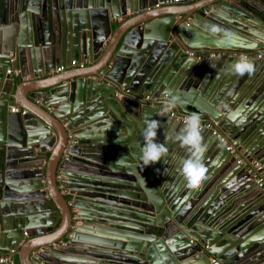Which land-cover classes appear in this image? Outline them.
<instances>
[{
    "label": "water",
    "instance_id": "95a60500",
    "mask_svg": "<svg viewBox=\"0 0 264 264\" xmlns=\"http://www.w3.org/2000/svg\"><path fill=\"white\" fill-rule=\"evenodd\" d=\"M189 1L194 2L184 11L178 5L152 11L157 4ZM173 2L0 0V257L8 250L9 257L25 260L67 239L66 247L102 260L78 264H212L214 258L264 264V241L253 239L264 235V203L254 206L249 199L257 193L252 174L203 130L208 171L190 189L181 172L190 153L176 139L185 125L177 117L194 112L264 167V84L258 85L257 72L246 85L232 84L234 73L225 85L221 74L227 63L241 59L253 62L256 71L264 57L189 55L264 54V0ZM72 61L93 68H75L49 87L48 99L58 102L42 110L60 128L30 113L38 89L6 70L13 67L33 80ZM251 80L255 85L249 87ZM143 92L168 100L169 93L177 106L165 112L164 105L140 103ZM14 107L27 112H10ZM228 109L242 110L245 122L230 120ZM151 119L160 121L156 141L169 151L145 166L142 132ZM171 125L175 130L165 137ZM79 148L90 149L89 161L77 156ZM40 220L44 226L37 227ZM58 221L54 238L32 245L29 240L53 233ZM86 226L89 235H80Z\"/></svg>",
    "mask_w": 264,
    "mask_h": 264
},
{
    "label": "crops",
    "instance_id": "0c3cea01",
    "mask_svg": "<svg viewBox=\"0 0 264 264\" xmlns=\"http://www.w3.org/2000/svg\"><path fill=\"white\" fill-rule=\"evenodd\" d=\"M193 2L194 1H189L187 4H183L181 6L179 4H171V5L157 4L158 7H156V6L153 7L152 11L153 12L161 11V13H163V12L169 11L170 9H173L174 8L173 5H178L177 9H181L182 11H184V9H186V10L189 9V7H190L189 5H192ZM173 3H176V2H173ZM189 12H190V10H189ZM112 26H113L112 27L113 29H116L117 28V23L114 22ZM256 53H259V52H256ZM260 53L264 57V54L262 52H260ZM226 59H228V58H226ZM231 63H232V65L234 64L233 61H231L230 63H227L228 66H226V68L224 69V72L221 73L222 75H224L225 82L229 78V74H231V75L233 74L232 67H231L232 65L229 66ZM9 64L13 65V61L11 62L9 60ZM223 65L220 66L218 72L223 68ZM257 65L258 66H257V69H256L255 72H257L258 75L255 76V77L257 78V82L259 83L258 85H261V84H264V63L260 62ZM259 67H261V68H259ZM10 68H11V74L15 77V79L18 82H25L27 84H32L30 89L37 88L38 91H39L36 94V96H35V100H33L34 101L33 104H30V108H29L30 109V113L36 114V115H43V116L47 117L48 120H50L52 122V124H54L56 126H60L58 124V122L54 118L50 117L49 114L45 113L42 110L43 104H46V106H50L51 107L53 104H56L58 102V100H55V101L50 100L53 97L49 94L50 93L49 87L54 85L53 83H55L59 79H62V77H65L68 74L73 73L74 71H77V70H75V68L83 69V70H91L93 67L89 68V65L86 62L84 63L83 67L70 66V64H69L68 68H64V69H62L59 72H57L56 69H50L49 71H47V73L44 76L36 77L33 80L30 79V77L28 75L26 77H24V78H21L18 71L14 70L13 67H9L8 69H10ZM15 71L18 72L17 75L15 74ZM248 78H249L248 75L239 76V75L235 74L233 76V80L234 81H231V82H233L232 84H234L236 81L242 80V82L245 83V85H246V81H247ZM225 85H227V82L225 83ZM250 85L251 86L255 85V82H252V80H251V82H250V84L248 86L250 87ZM230 86H231V83L227 87L226 91L230 90V88H231ZM248 86H246L245 89H249ZM3 87L4 86L0 83V92H3ZM4 90H5V88H4ZM47 93L49 95H47ZM29 95H33V93L30 92ZM49 96H50V99H48ZM118 96L120 97L121 95L118 94ZM26 103H28V102L26 101ZM53 109H55V108L53 107ZM22 110L26 111L25 108H22ZM32 119H34V117ZM26 122L28 123V121H26ZM27 125L30 126L29 123ZM60 128H61V126H60ZM173 130H175V128L172 125L170 127L169 126L165 127V129H164V131L166 133L165 137H167L168 135H171ZM80 145H81L80 147H85L86 146V141L85 142H80ZM89 150H90L89 148L88 149L86 148L85 151H82L81 148H79V151H77L78 152L77 156L80 159H84V160L89 161L91 159L92 154H93ZM249 186L250 185H246L243 188H246V187H249ZM251 186H252V191H257V193L253 194V196L252 195L249 196L250 197L249 199L255 200L252 204L254 206H257L260 203H264V196L260 192V190L257 189V187L255 186L254 182L251 183ZM257 195H259V196L257 197ZM246 196H248V193H246ZM262 216H264V213H262ZM37 223H38L37 227L43 225V221H41V220L38 221ZM58 226H59V221L57 222L56 226L54 227V232L53 233L45 234V235L36 237L35 239L29 240V241L32 242V245L35 244V246L39 245V241L40 242H43V241H47L48 242L50 237L54 238V235L56 234L55 232L57 231ZM89 230H90L89 227L84 228V231L80 232V235L88 236L89 235ZM25 238H27V237H25ZM8 242H9V239H8ZM43 243H45V242H43ZM66 244H67V239H66V242L62 241V242L52 243L51 245L45 247L46 248L45 251H42V250L41 251H34L32 253L27 254L26 257H25L26 258L25 260L24 259L23 260L20 259L17 254L12 255V256L9 257L8 256L9 255V251L8 250L3 251V253H2L3 255L2 256H4L5 258L7 257L8 259H10L13 262V264H78V261L89 260L91 262L98 261V263L102 261L99 258H93V257L89 258L86 255H83L82 253H80L81 251H80L79 248H77L75 246L68 248V247H66ZM5 246H7V245H5ZM57 246H59V247H57ZM32 247H34V246H32ZM71 250H73V251H71ZM41 252H43V253H41ZM10 254H12V251L10 252ZM29 255H30V259H29Z\"/></svg>",
    "mask_w": 264,
    "mask_h": 264
},
{
    "label": "clouds",
    "instance_id": "9594fccd",
    "mask_svg": "<svg viewBox=\"0 0 264 264\" xmlns=\"http://www.w3.org/2000/svg\"><path fill=\"white\" fill-rule=\"evenodd\" d=\"M212 28L215 29L216 26H212ZM231 67L232 72L239 76H244L245 74L251 76L255 73L254 63L247 59H241L235 62ZM165 94L169 95V100L165 103L162 111L167 112L174 109L177 105L175 97H172L169 93ZM224 107L227 106L225 105ZM228 112L229 119L233 122L239 124L245 122L242 110L237 109L233 111L228 109ZM145 125L142 132L144 138L142 158L144 165L148 166L162 160V158H166L169 150L164 143H158L156 141L158 130L161 127L160 121L156 119L147 120ZM176 139L180 142L181 146L186 148L190 153V155L182 161L181 172L187 187L196 189L206 178V173L208 171L203 162L207 147L201 135V116L194 112L190 113L186 118L184 127L181 129L180 133L177 134ZM253 239L264 241V235L254 236Z\"/></svg>",
    "mask_w": 264,
    "mask_h": 264
},
{
    "label": "built area",
    "instance_id": "2783aa9c",
    "mask_svg": "<svg viewBox=\"0 0 264 264\" xmlns=\"http://www.w3.org/2000/svg\"><path fill=\"white\" fill-rule=\"evenodd\" d=\"M174 2H178L179 0H173ZM158 7V5H156ZM190 56L196 55V57L200 60H204L207 58H218V57H227V58H262L263 55L261 53H256L252 51H243V50H214V51H208V52H199V53H189ZM11 62L13 59L10 60ZM76 61H72L70 63V66H75ZM84 63L80 64L79 67H83ZM63 67L57 68L56 71L59 72ZM6 74H11V70L7 69ZM15 74L17 75L18 72L15 71ZM125 94H129V90L124 91ZM141 100L144 104L148 105H158L162 104L165 105V103L168 101L165 97H159V98H152L149 96V94L143 95L141 97ZM10 112L12 113H21L25 114V110H19L17 107L11 108ZM188 116H180L177 117L182 120V122H186V118ZM203 130H209L211 131V134L213 137L216 138L219 145L225 148V150L233 156V158L236 160L238 164H242L247 167L248 172L252 174V177L254 179V184L257 187L258 190L263 194L264 196V167L259 164L257 161L250 158L249 154L244 150V148L241 146V144L234 138H231L229 135L224 134L220 130H218L215 127V123L212 121H203L201 120V131ZM0 263H7V264H13V262L5 258L4 256L0 257ZM212 264H222L217 259H211Z\"/></svg>",
    "mask_w": 264,
    "mask_h": 264
},
{
    "label": "flooded vegetation",
    "instance_id": "af4514ba",
    "mask_svg": "<svg viewBox=\"0 0 264 264\" xmlns=\"http://www.w3.org/2000/svg\"><path fill=\"white\" fill-rule=\"evenodd\" d=\"M147 93L146 92H143L142 94H140L139 96H137V100L140 102V103H143L142 100H141V97L143 95H146ZM153 98V97H152ZM159 98V97H158ZM153 106H158V107H162L163 105L162 104H158V105H153Z\"/></svg>",
    "mask_w": 264,
    "mask_h": 264
}]
</instances>
